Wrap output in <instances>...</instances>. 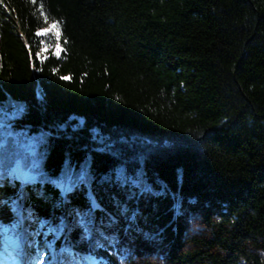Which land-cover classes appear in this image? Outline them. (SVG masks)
<instances>
[{"label": "trees", "instance_id": "trees-1", "mask_svg": "<svg viewBox=\"0 0 264 264\" xmlns=\"http://www.w3.org/2000/svg\"><path fill=\"white\" fill-rule=\"evenodd\" d=\"M0 224L21 257L264 264V0H0Z\"/></svg>", "mask_w": 264, "mask_h": 264}, {"label": "rangeland", "instance_id": "rangeland-1", "mask_svg": "<svg viewBox=\"0 0 264 264\" xmlns=\"http://www.w3.org/2000/svg\"><path fill=\"white\" fill-rule=\"evenodd\" d=\"M38 33L41 36V46L36 53L38 57H44L45 52L49 49L55 53L59 52V29L53 22L45 21V25L39 30ZM10 172L14 173L17 177L20 178L26 177V173L31 174L30 176H33V178L36 176L35 173H32L29 170H20L18 164H16ZM19 181L22 182L21 179ZM19 188L23 189V186L20 185ZM1 201L8 207L11 212H14L15 216L19 218V223L23 225V216L21 213L20 204L15 203L10 198H2ZM5 230L6 227L0 224V264H12V262L14 261H17L18 264H26L24 257L14 255L12 248H9V244L6 242V239H8V237L5 235ZM18 236L22 241H25L26 232L24 231V225L23 230L18 233ZM12 240L13 241L10 243L15 242L14 239ZM34 253L36 254V260L34 264H62L64 258L68 259L67 264H95L96 261L95 258L89 253L78 254L75 251H70L66 255L63 254L62 256H60L51 248L47 247L37 248L34 250Z\"/></svg>", "mask_w": 264, "mask_h": 264}, {"label": "water", "instance_id": "water-1", "mask_svg": "<svg viewBox=\"0 0 264 264\" xmlns=\"http://www.w3.org/2000/svg\"><path fill=\"white\" fill-rule=\"evenodd\" d=\"M28 182H30V181H27V183H28ZM21 183H22V184H25V183H26V180L23 181V179H22V182H21Z\"/></svg>", "mask_w": 264, "mask_h": 264}, {"label": "bare ground", "instance_id": "bare-ground-1", "mask_svg": "<svg viewBox=\"0 0 264 264\" xmlns=\"http://www.w3.org/2000/svg\"><path fill=\"white\" fill-rule=\"evenodd\" d=\"M21 256V255H20Z\"/></svg>", "mask_w": 264, "mask_h": 264}]
</instances>
